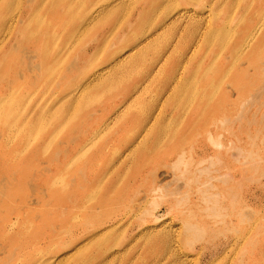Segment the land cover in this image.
Segmentation results:
<instances>
[{
  "label": "rangeland",
  "instance_id": "rangeland-1",
  "mask_svg": "<svg viewBox=\"0 0 264 264\" xmlns=\"http://www.w3.org/2000/svg\"><path fill=\"white\" fill-rule=\"evenodd\" d=\"M114 1L0 0V264H264V0Z\"/></svg>",
  "mask_w": 264,
  "mask_h": 264
},
{
  "label": "bare ground",
  "instance_id": "bare-ground-1",
  "mask_svg": "<svg viewBox=\"0 0 264 264\" xmlns=\"http://www.w3.org/2000/svg\"><path fill=\"white\" fill-rule=\"evenodd\" d=\"M45 1H47V2H53V1H55V0H36V2L33 4V5H31V7H29V11L26 13V15H25V17H23V15H24V13L22 14V17H23V22H24V20H25V18H27V17H30V19H29V22H31V21H33V19L34 20H37L39 17L37 16V15H35V14H32V9H34L35 8V5L37 6V7H39V6H45ZM63 3H64V7H66L65 9H67L66 11L68 12V13H70V14H74V9L71 7H68V5H69V2L71 1V2H73L74 0H61ZM116 1V0H115ZM114 1V2H115ZM180 1V0H179ZM231 1H233V0H231ZM68 2V3H67ZM70 2V3H71ZM122 2V1H121ZM169 2H170V0H169ZM198 2V1H197ZM109 3V2H108ZM111 3V2H110ZM110 3H109V5H107V4H102V6H101V8H100V10L99 11H103V13H105L106 14V12L107 11H111V8H109L108 6H110ZM48 4V3H47ZM46 4V5H47ZM65 4L67 5V6H65ZM72 4V3H71ZM70 4V5H71ZM112 4V3H111ZM114 4V3H113ZM73 5H74V2H73ZM75 5H76V3H75ZM262 5V4H261ZM114 6V5H113ZM115 6H118V4H116ZM170 6V5H169ZM175 6H177L178 7V5H177V3H176V5ZM65 9H63V11L65 10ZM39 10V9H38ZM155 10V9H154ZM172 10V9H171ZM152 11V10H151ZM185 12V10H182V12ZM34 12H35V10H34ZM154 12V11H153ZM180 12V11H179ZM178 12V13H179ZM246 12V10L244 11V13ZM44 13V12H43ZM66 13V12H65ZM95 13H97L96 12V10L95 11H93L92 13H91V15L89 16V18H88V20H87V23H89V22H93V21H95V19H93L94 18V15H95ZM100 13V12H99ZM171 13H173V12H171ZM177 13V12H176ZM168 14H169V12H168ZM102 15V14H101ZM20 16V15H19ZM65 16V15H64ZM168 16V15H167ZM184 16V15H183ZM66 17H68V16H66ZM171 17V16H170ZM174 17V16H173ZM180 17V16H179ZM41 18V17H40ZM174 18H176V17H174ZM178 18V17H177ZM66 19V18H65ZM257 19H258V17H257ZM16 20H17V18H16ZM4 20L2 19V22H3ZM165 21V20H164ZM173 21V20H172ZM1 22V21H0ZM1 22V23H2ZM38 22V21H37ZM175 22V21H174ZM36 24V23H35ZM193 25V24H192ZM162 26V25H161ZM196 26V25H195ZM156 29V28H155ZM193 29H194V27H193ZM251 29V28H250ZM249 29V30H250ZM201 30V29H200ZM217 30H219V29H217ZM220 30H221V28H220ZM208 31V30H207ZM192 32V31H191ZM200 32H202V31H200ZM250 32V31H249ZM253 32V31H252ZM179 33V32H178ZM194 34V33H193ZM192 34V35H193ZM203 34V33H202ZM248 34V33H247ZM34 35V34H33ZM43 35H44V37H45V32L43 33ZM32 36V35H31ZM201 36H203V35H201ZM2 37V36H1ZM34 37V36H33ZM33 37H29V39H31V38H33ZM193 37V36H192ZM205 38V37H204ZM2 40V39H1ZM203 40V39H202ZM149 42V41H148ZM148 45H149V43H148ZM146 43H145V49H147V48H149V46H148ZM139 49V48H138ZM136 50V49H135ZM131 51V50H130ZM133 52H134V50H132ZM138 51H140V50H138ZM135 52H137V51H135ZM134 52V53H135ZM139 54V53H138ZM129 55V54H128ZM134 55V54H133ZM141 56V55H140ZM127 57V56H126ZM130 57V56H129ZM139 57V56H138ZM142 57H143V55H142ZM147 57V56H146ZM145 57V58H146ZM156 57V56H155ZM128 58V57H127ZM126 58V59H127ZM157 58V57H156ZM123 59V58H122ZM125 59V60H126ZM131 59H133V58H131ZM125 60H123V61H125ZM134 60V59H133ZM138 60V63H139V58L137 59ZM160 60H162V59H160ZM144 61V60H143ZM147 61V60H146ZM162 62V61H161ZM119 63H122V67H126L127 66V64L126 63H124V62H122V60H120L118 63H117V61L115 62V64H119ZM137 63V62H136ZM143 63V62H142ZM160 66H161V64H159ZM164 65V64H163ZM166 65V64H165ZM164 65V66H165ZM184 65V64H183ZM158 66V65H157ZM146 72V71H145ZM149 72V71H148ZM147 72V73H148ZM146 73V74H147ZM99 76V75H98ZM97 76V77H98ZM150 76V75H149ZM95 77V76H94ZM96 77V78H97ZM101 77V76H100ZM171 79H177V77L178 76H176V74L175 75H171V76H169ZM96 78H93V79H91V82H93L94 81V79L96 80ZM138 84V86H139V83H137ZM137 84H136V88H137ZM182 155H183V153H180L177 157H176V159H175V161L172 163V165L171 166H173V167H175V165H177L178 163H179V165H180V162H181V160H182ZM189 159V158H188ZM185 161H187V160H185ZM188 162V161H187ZM181 164H182V162H181ZM188 164V163H187ZM178 165V166H179ZM157 186H154V190H155V188H156ZM158 188H159V186H158ZM157 188V189H158ZM173 191V190H172ZM203 191V190H202ZM181 195V194H180ZM178 196V195H177ZM188 196V195H187ZM176 198H178V197H176ZM182 202H183V200H182ZM185 202V201H184ZM190 205V204H189ZM188 206V205H187ZM187 208V207H186ZM188 225V224H187ZM199 225V224H198ZM193 226L194 225H188L187 227V229H189V230H191L192 232H194L195 230L196 231H198V229L200 228V226H199V228L197 229L196 228V226L197 225H195V228H193ZM191 227H192V229H191ZM193 229H194V231H193ZM200 230H202V229H200ZM200 230H199V232H200ZM199 232H198V234H199ZM202 232V231H201ZM200 232V234H202ZM188 233V232H187ZM195 233V232H194ZM189 234V233H188ZM193 234V233H192ZM196 235H197V232L195 233ZM195 234H194V237H196L195 236ZM200 234L198 235V236H200ZM190 235H191V233H190ZM191 237H192V235H191ZM198 238V237H197ZM111 252V251H110ZM172 252V251H171ZM103 253L101 252V255H102ZM104 254H106V255H108L109 254V250L107 251H104ZM110 255V254H109Z\"/></svg>",
  "mask_w": 264,
  "mask_h": 264
}]
</instances>
